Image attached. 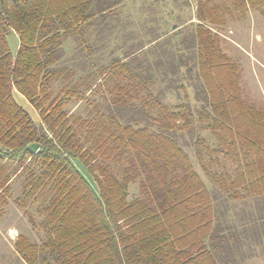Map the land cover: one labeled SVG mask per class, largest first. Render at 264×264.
Listing matches in <instances>:
<instances>
[{"label":"trees","instance_id":"16d2710c","mask_svg":"<svg viewBox=\"0 0 264 264\" xmlns=\"http://www.w3.org/2000/svg\"><path fill=\"white\" fill-rule=\"evenodd\" d=\"M167 1L134 21L119 16L124 0H0V202L22 172L24 194L46 195L38 224L24 207L44 233L17 236L25 264H242L264 235V108L243 97L211 29L229 9L197 0L196 22L173 28ZM249 5L264 0H238ZM105 85L103 111L68 113ZM171 94L181 100L166 104ZM247 199L252 223L230 222L229 203Z\"/></svg>","mask_w":264,"mask_h":264},{"label":"rangeland","instance_id":"374dc122","mask_svg":"<svg viewBox=\"0 0 264 264\" xmlns=\"http://www.w3.org/2000/svg\"><path fill=\"white\" fill-rule=\"evenodd\" d=\"M151 1L153 0H124L119 9V16L121 19L129 18L135 21L141 13L140 6ZM211 3L213 5H225L229 9L228 13L223 12L224 23L214 24L211 29L219 34L221 50L238 66L243 97L255 106L264 108V5L262 7L249 5L241 10L237 6L238 0H212ZM166 5L167 9L172 10L175 16H179V19L172 23L173 28H178V25L179 27H188L189 21H192L191 23L196 22L197 0H168ZM7 41L11 52L15 53L18 47V36L15 33H10L7 36ZM63 43L65 54L68 56L72 53L76 42L69 38ZM106 61L107 59L104 58V62ZM62 84L55 83L53 86L54 91H57ZM110 86H103L102 94L97 89L96 91L87 92V101L71 102L65 108L74 118L75 116L86 117L87 119L95 117L97 115L96 111H98L97 108H99L98 105L103 111L101 108L104 103L103 98L107 95L109 97L107 91ZM188 93V96L192 99V91L190 89ZM14 97L26 109L32 119L39 122L38 111L20 93L15 91ZM179 100H181V96L179 99L171 94L168 95L165 101L166 104H173ZM203 135L210 143L212 142L208 132L205 131ZM186 149L192 158V147H187ZM25 176L26 174L22 172L11 178L9 192L6 195V203L5 193L3 195L4 202H0V264H25L13 248L19 234L27 236L30 241L35 243H39L44 236L40 226H32L28 221V217L24 213V207L38 224L42 219L39 209L46 202V195L43 193L36 195L24 194L22 185ZM128 193L129 198L137 196L138 183L129 185ZM21 202L24 203V206L21 205ZM256 207L257 205H255L253 199H247L246 202H230L229 210L225 216L230 222L234 221L235 224L243 223L245 219L249 224L252 217H256ZM242 211L244 212L242 213ZM242 217L245 219L243 220ZM247 246L249 247L247 248ZM247 246L242 264H264V235L260 237L259 242H252L247 244Z\"/></svg>","mask_w":264,"mask_h":264},{"label":"water","instance_id":"95a60500","mask_svg":"<svg viewBox=\"0 0 264 264\" xmlns=\"http://www.w3.org/2000/svg\"><path fill=\"white\" fill-rule=\"evenodd\" d=\"M26 148L31 152H35L37 149V145L35 143H29Z\"/></svg>","mask_w":264,"mask_h":264}]
</instances>
